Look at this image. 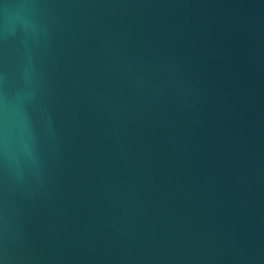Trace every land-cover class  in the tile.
<instances>
[{
	"label": "water",
	"instance_id": "95a60500",
	"mask_svg": "<svg viewBox=\"0 0 264 264\" xmlns=\"http://www.w3.org/2000/svg\"><path fill=\"white\" fill-rule=\"evenodd\" d=\"M0 264H264V0H0Z\"/></svg>",
	"mask_w": 264,
	"mask_h": 264
}]
</instances>
